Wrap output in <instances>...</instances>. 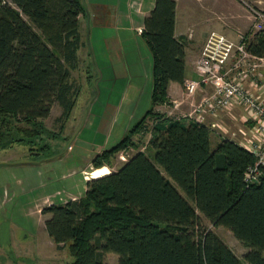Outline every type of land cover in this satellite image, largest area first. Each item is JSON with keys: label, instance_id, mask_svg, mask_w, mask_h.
<instances>
[{"label": "trees", "instance_id": "trees-1", "mask_svg": "<svg viewBox=\"0 0 264 264\" xmlns=\"http://www.w3.org/2000/svg\"><path fill=\"white\" fill-rule=\"evenodd\" d=\"M175 3L154 0L143 19L152 106L169 102L171 81L185 80L186 41L175 35ZM82 11L80 0H0V148L21 140L10 129L41 132L40 120L56 102L62 110L57 120L71 114L80 86L70 72L85 45ZM247 47L264 55V30ZM153 115L162 117L148 109L117 144L95 155L93 166L110 165ZM163 121L153 127L150 154L136 151L116 170L87 180L80 198L42 207L54 244L68 243L70 264H106V252L118 255L117 264H264V174L254 183L244 179L255 155L227 137L212 148L204 123ZM200 214L246 246L244 258L205 227Z\"/></svg>", "mask_w": 264, "mask_h": 264}, {"label": "crops", "instance_id": "crops-1", "mask_svg": "<svg viewBox=\"0 0 264 264\" xmlns=\"http://www.w3.org/2000/svg\"><path fill=\"white\" fill-rule=\"evenodd\" d=\"M93 1L95 0H92V3H94ZM102 1H104L103 4L99 6L102 7L104 13L98 17L93 15L95 19L90 25L94 26L96 31L101 26L112 30L116 49H110L104 40L97 43L99 45L98 56L100 57L98 60L95 59V66L99 71V76L96 78L98 80V92L91 105L94 107L97 102H100L101 86L106 91L105 94H108L107 103L98 104L99 107L95 110L94 118L89 119L92 114L87 115L82 127L76 131L74 138L70 139L73 149L67 150L66 145L62 151L53 156L29 160L32 169L23 177H17L15 180L0 179V188L15 186V190H17L18 187L16 186H19L18 198L14 199L16 203L11 208L17 209V213L26 220L24 231L33 235H35L36 226L41 224V221L44 232H46L44 221L49 215L42 214L37 207L39 205L41 207L46 206L43 203L44 194L49 195L57 190L65 189L67 193L76 195L85 191L87 180L109 173L110 171L103 172L102 169V173L83 177V173H79V169L86 163L91 164L94 155L121 138L143 116L151 103L152 56L146 43H144L141 30L143 19L153 8L154 0H137L139 1L138 12L129 6L131 0ZM226 1L228 0H175V35L184 36L186 41L185 79L197 78L194 63L200 55L199 52L206 38V33L211 31L212 27L223 30L226 35L229 32L231 35L232 28L243 29L242 10L237 9L234 3L228 4ZM138 28L141 30L137 31ZM121 30L125 34L121 36L119 33L120 36H117V32ZM230 35L227 36L230 37ZM235 38L237 36L233 39ZM129 47L132 49L128 50ZM129 57L134 58V61L130 63L127 60ZM134 64L136 66L133 68ZM131 69L134 70V75L136 73L140 78L139 81L132 80ZM259 71L264 74V68ZM128 74L131 76H127ZM166 91H168V105L171 108H189L188 101L190 100H187L184 95L183 84L171 81ZM110 104L112 107L108 110L107 107ZM221 115L226 116V122L230 124L233 122L242 123L237 124L239 126L236 127L234 136L230 138L245 147L250 140L253 121L248 119L244 108L236 106ZM221 115L208 118V122L222 121L225 125ZM85 129L88 130L87 133H84ZM210 131H213L209 138L213 148L221 140V137H218L215 130L211 129ZM10 161L1 160L3 166L0 168L3 170L10 168ZM91 171L93 170H88V173ZM1 198L0 194V203L2 202ZM45 234L46 238L54 244L48 233ZM33 245L36 249V244Z\"/></svg>", "mask_w": 264, "mask_h": 264}, {"label": "rangeland", "instance_id": "rangeland-1", "mask_svg": "<svg viewBox=\"0 0 264 264\" xmlns=\"http://www.w3.org/2000/svg\"><path fill=\"white\" fill-rule=\"evenodd\" d=\"M93 2L94 3H92V0H80V3L83 7V11L79 20L81 31L80 33L82 34V39L85 45H83L78 50V64L76 68H74V70L71 69L70 72L71 78H73L75 82L79 83L80 86V90L79 93H77L76 102L71 114L67 119H64L63 122L57 120L62 110L56 102L51 107L49 116L43 120H40L43 126V130L38 134H28L26 136L19 131L15 130L14 132L13 129H10L9 132L12 131L17 135V138H21V140H14L9 145L4 146V148H0V166H3L1 160H11L10 168H6L4 170L3 168H0V179L9 178L15 180L17 177H23L30 173V169H32V167L30 166L31 161L29 160H38L45 156H53L59 151H62L66 145L67 150L73 149V144H71L70 139H73L76 131L82 127L87 115L89 116L92 114L91 118L89 119L94 118L95 110H97V108L99 107L98 104H104V102L107 101L106 97L108 94H105L106 91H104L101 86L100 102H97L94 107L91 105L93 99L96 96V93L98 92V80H96V78L99 76V71H97L96 69L95 59L98 60V58L100 57L98 56L99 45L97 43L104 40L106 44L110 46V49L112 48L113 50L116 49V44L112 30H109L107 27L101 26L99 27V30L97 29L96 31V29L93 28L94 26L90 25L93 22V19H95L93 15L98 17L100 14L103 15L104 13L102 7L99 6L102 5L104 1L95 0ZM226 2L228 4H231L232 2L237 9L242 10L241 14H243L244 19L243 29L237 27L232 28L231 35L230 32H227V35H230V37H232L233 39L239 32H243L244 37L246 36L248 39L251 37H255L254 35L251 36L252 18L250 14L251 10L249 7H256L258 9L264 10V0H228ZM138 3L139 1L137 0H131L129 2V6L132 8V10L138 12ZM211 15L214 16V14ZM140 30V28L137 29V31ZM212 30L224 33L223 30H220L216 27H212ZM119 33H121V36L125 34V32L121 30L120 32H117V36H120ZM206 34H208V32ZM131 49L132 47H129L128 50ZM127 60L131 63L134 61V58L129 57ZM135 66L136 65L134 64L133 68ZM131 73L133 75L132 80H134L135 82L139 81L140 78L136 75V73L134 75L133 69H131ZM127 76H131V74H128ZM110 107H112L111 104L108 105L107 109L109 110ZM151 107H153V111L155 113H159V115L162 117L157 118V116L155 115L147 117L143 123V128L132 135L131 139L134 143L133 145H129L115 153L110 165L105 164L98 170H96V172L91 174L88 173V170L96 169L91 161V164L88 163V165L86 163L85 165H83V167H80L79 173H83V177H87L88 175L91 176L93 174L97 175L98 173H102V169L103 172L113 171L116 170L118 166L122 165L132 155V153H135L136 151L141 150L145 154H150L147 144L152 135L153 127L156 124L162 126L165 122L163 121V119L174 118L175 116L189 109L187 107L181 109L171 108L168 103L158 104L154 106H152V104L150 103L148 109H150ZM221 118H223L222 120H224L225 125L228 124L227 127L230 133L224 134L219 130H215L216 133H218V137L220 138L225 136H234L236 127L238 128L239 126L237 124L242 123L233 122L232 124H230L226 122V116L221 115ZM138 120L135 123H137ZM12 125H17L19 127L32 126V124H29L27 122H12ZM12 125L11 128H14V126ZM87 131L88 130L85 129L84 133H87ZM128 131L129 130H127L126 133ZM212 133L213 131H210V135H212ZM123 136L115 141V143L109 144L108 148L117 144L118 141L123 138ZM68 145H71V148H68ZM102 151L100 152L101 154ZM94 158L95 155L92 160ZM174 184L176 185V183ZM16 187H18L17 190H15V186H3L0 188V194L2 197V202L0 203V264H70L74 257L70 253L68 243L65 244L62 248H58L56 244H52V242H50V240L46 238V232H44L42 221L41 224L36 226L34 233L35 235L24 231V228H26V226H24L26 220H24V218H22L19 213H17V209L11 208L16 203L15 200L16 198H18L17 194H19L20 190L19 186ZM25 192H27V190H25ZM83 194V192L76 195L70 194L67 193L65 189H60L49 195L44 194L43 203L46 206L53 203H63L66 199L71 200L75 197V199H78ZM37 207L38 211L40 212L42 207L40 205ZM200 218L203 225L215 231L219 235L218 237H220L239 258H244V253L248 250V248H246V246H244L234 236H232L233 234L227 228L223 226L212 225V223L201 214ZM32 237L34 238L33 240L31 239ZM33 244H36V249H34ZM102 258L106 264L118 263V255L113 252L103 253ZM245 264L249 263L245 262Z\"/></svg>", "mask_w": 264, "mask_h": 264}, {"label": "built area", "instance_id": "built-area-1", "mask_svg": "<svg viewBox=\"0 0 264 264\" xmlns=\"http://www.w3.org/2000/svg\"><path fill=\"white\" fill-rule=\"evenodd\" d=\"M249 8L251 36H255L264 30V10ZM243 34L239 32L237 38L232 39L220 31L208 32L194 63L197 78L183 82L184 95L190 100L189 109L174 119L204 123L210 130L229 134L222 121L210 123L208 118L217 117L236 106L243 107L248 119L253 121L250 140L245 147L255 155V162L247 167L244 179L247 183H254L264 174V74L259 71L264 68V55L249 51L248 38Z\"/></svg>", "mask_w": 264, "mask_h": 264}]
</instances>
